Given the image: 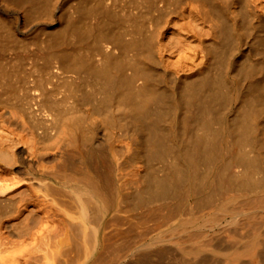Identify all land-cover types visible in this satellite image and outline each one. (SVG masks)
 Returning a JSON list of instances; mask_svg holds the SVG:
<instances>
[{
  "label": "bare ground",
  "instance_id": "1",
  "mask_svg": "<svg viewBox=\"0 0 264 264\" xmlns=\"http://www.w3.org/2000/svg\"><path fill=\"white\" fill-rule=\"evenodd\" d=\"M66 1L0 0V264H264V0H198L167 55Z\"/></svg>",
  "mask_w": 264,
  "mask_h": 264
},
{
  "label": "rangeland",
  "instance_id": "2",
  "mask_svg": "<svg viewBox=\"0 0 264 264\" xmlns=\"http://www.w3.org/2000/svg\"><path fill=\"white\" fill-rule=\"evenodd\" d=\"M197 3L198 0H164L156 7H149L145 0H143V3L142 0H68L61 9L60 25L57 28L55 27V29L61 30V25L66 23L69 14L74 9H85L88 7H98L101 9L102 6L108 4L110 5L111 12L121 19V21H117L113 25L112 36L122 39H126L129 36H139L144 41H155L161 52L167 55L169 52L167 48L171 27L180 20L190 7L196 6ZM201 22L204 25L202 15ZM31 25L32 22H29L24 27V32L29 33ZM192 25L196 28L197 22L193 20ZM206 42L208 43L207 37H205L201 45L204 47ZM27 44H18L17 41H13L5 47L3 54L8 57L10 53L33 47L31 44ZM28 84L27 78L18 81V85L20 86ZM48 84L50 85V82Z\"/></svg>",
  "mask_w": 264,
  "mask_h": 264
}]
</instances>
